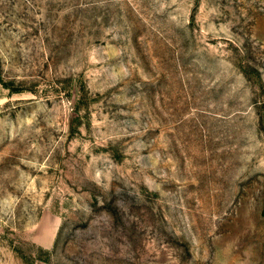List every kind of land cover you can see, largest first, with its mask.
<instances>
[{"label":"rangeland","instance_id":"374dc122","mask_svg":"<svg viewBox=\"0 0 264 264\" xmlns=\"http://www.w3.org/2000/svg\"><path fill=\"white\" fill-rule=\"evenodd\" d=\"M0 264H264V0H0Z\"/></svg>","mask_w":264,"mask_h":264}]
</instances>
